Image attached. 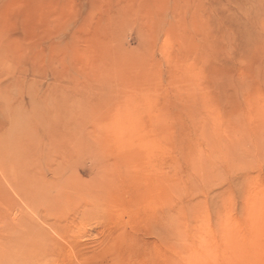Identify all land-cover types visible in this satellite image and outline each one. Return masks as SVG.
Listing matches in <instances>:
<instances>
[{
    "label": "rangeland",
    "instance_id": "1",
    "mask_svg": "<svg viewBox=\"0 0 264 264\" xmlns=\"http://www.w3.org/2000/svg\"><path fill=\"white\" fill-rule=\"evenodd\" d=\"M0 172V264H264V0H0Z\"/></svg>",
    "mask_w": 264,
    "mask_h": 264
},
{
    "label": "bare ground",
    "instance_id": "2",
    "mask_svg": "<svg viewBox=\"0 0 264 264\" xmlns=\"http://www.w3.org/2000/svg\"><path fill=\"white\" fill-rule=\"evenodd\" d=\"M0 173H1V172H0ZM4 178H5V177H4ZM5 180H6V179H5ZM8 182H9V181H8ZM15 184H16V183H15ZM0 186L3 187V186H2V183H0ZM1 187H0V189H1ZM15 187H17V186L15 185ZM15 187L13 186L12 188H13V190H14L15 193H18V192H17V189H18V188L16 189ZM7 188H8V187H7ZM12 188H11V192H12ZM6 190H7V189H6ZM6 190H5V192H4V195H5L6 192H8V190H7V191H6ZM18 191H19V190H18ZM0 193H1V190H0ZM7 194H9V197H10V195H12V194H10V193H7ZM16 195H17V194H16ZM6 196H7V195H6ZM6 196H5V197H6ZM6 199L8 200V198H6ZM10 202H13V200H10ZM10 202H9V203H10ZM12 205H15V203H13ZM25 219H26V218H25ZM27 219H28V218H27ZM16 221H17V220H16ZM25 221H26V220H25ZM26 222H27V221H26ZM38 231H39V230H38ZM41 235H42V233H41ZM41 235H40V236H41ZM42 236H43V235H42ZM39 242H40V241H39ZM198 260H199V258L195 257L194 259H192V261H189V262H190L189 264H197V263H198Z\"/></svg>",
    "mask_w": 264,
    "mask_h": 264
}]
</instances>
